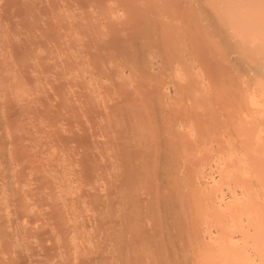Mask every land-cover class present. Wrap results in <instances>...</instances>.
<instances>
[{"label":"bare ground","instance_id":"1","mask_svg":"<svg viewBox=\"0 0 264 264\" xmlns=\"http://www.w3.org/2000/svg\"><path fill=\"white\" fill-rule=\"evenodd\" d=\"M0 264H264V0H0Z\"/></svg>","mask_w":264,"mask_h":264}]
</instances>
